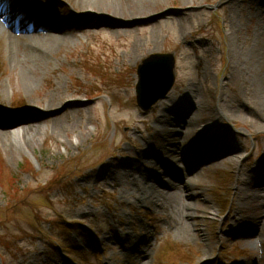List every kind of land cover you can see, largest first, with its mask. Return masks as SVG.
<instances>
[{
  "label": "rangeland",
  "instance_id": "374dc122",
  "mask_svg": "<svg viewBox=\"0 0 264 264\" xmlns=\"http://www.w3.org/2000/svg\"><path fill=\"white\" fill-rule=\"evenodd\" d=\"M45 4L65 29L50 53L14 64L0 35V137L36 136L0 138V264H264V0H135L120 16L153 20L130 29L86 24L78 0ZM156 54L174 56L176 82L145 113L137 70ZM192 119L177 155L193 197L177 185L157 206L144 179L169 180L170 125ZM189 203L191 219L175 209Z\"/></svg>",
  "mask_w": 264,
  "mask_h": 264
},
{
  "label": "bare ground",
  "instance_id": "6f19581e",
  "mask_svg": "<svg viewBox=\"0 0 264 264\" xmlns=\"http://www.w3.org/2000/svg\"><path fill=\"white\" fill-rule=\"evenodd\" d=\"M122 1H124L123 4H122ZM134 1L135 0H78V3L82 6L83 11L85 12L86 16L84 20L86 24L89 23L91 26H96L100 22H106L109 27L130 29L133 26L132 24H135V26L140 25V24L147 25L149 24V22L151 24L153 18L146 17V15H143V14H142L143 19L146 18L144 20L141 18H136L132 15L128 18V20L122 18L123 15L120 16L122 12L125 13V10L129 9V6L135 5L133 4ZM137 1H140V0H137ZM124 4L126 8L124 7ZM89 11H94L95 13H88ZM11 15H12L11 12L7 9L6 14H5L6 19L0 22V35L2 34L1 31L6 33L5 35V41L7 43L6 52L8 56L12 59L11 62H13L14 64H17L14 61L16 56L18 58L20 54H25L27 55V59H28L26 60L28 61L26 62V64H28L27 66L29 67V64H30L29 60L31 59V57H34L36 60H38L39 56H42V54L50 53L51 47L60 44V39L58 35H62L65 32V29L61 27L57 23L56 20L53 19L51 12L49 11V8L42 9L37 14V16L31 17L28 20H25L19 23H17L16 20ZM166 15L171 16V13H166L165 15L162 14L156 18L166 17ZM103 18H106L109 21L107 20L104 21ZM143 25H140V26H143ZM31 32L32 34H30ZM39 32L46 34L45 38H43V41H41L42 39H39L33 35V34H38ZM29 34L33 36H30ZM186 103L189 106V108L187 109H190V107L196 109L198 105V103L196 104L195 102L193 103V102L187 101ZM178 105L182 107L183 109L185 107V105L182 102H178ZM170 112L174 115L177 114L176 108L172 110L170 108ZM25 119L27 120V118H24L23 120ZM23 120H21V122L26 124V122ZM196 120L192 119L188 122H183L179 126H175L173 122L171 123L170 128L177 131V139L175 140L173 146L172 145L169 146L170 150L168 151L169 153L166 157L167 159L172 160L171 163H177L178 166L181 163V161L183 163L182 158H180L181 156L177 154L179 150H181V145L186 139V135L188 134L187 130L190 129L194 125ZM158 123L165 124L166 123L165 116L160 117L158 120ZM4 128H6L7 130H11V131L7 132L8 133L7 135L1 136L0 138H3L7 142L10 141L11 142L10 145L12 146V149L13 148L15 150L22 149V148L28 149V143L35 141L36 136L33 137V135L24 134L23 138H21L22 136L13 132L15 129V125L13 126V124H8L4 126ZM29 131H32L31 127L29 129H26L25 132L28 133ZM26 137H29V139H27ZM232 151H235L233 147H232ZM191 172L192 171L188 169L185 172V176L182 177L180 181L178 178V179L172 180L171 183L166 184L165 188L167 189V191L165 195H162L160 199L157 200V202L160 203L163 196L165 198L170 197V199H172L175 202L176 195L174 193V190H177V188H179L177 185H180V188L182 190L188 192L186 199L189 200L191 197H193V195L191 194L192 184L187 181V176L191 175ZM161 175H162V172L158 171L155 173L153 177H147L146 179H144L145 184L146 185L148 184L145 192H147V190L149 192V189H150L149 196L153 197L156 195L158 189L156 190V186L153 185L154 183L152 182H155V181L159 182ZM177 207L179 209L177 213L182 212L185 215V217H187L188 219L195 217V213L192 211V208H191V203H189L187 206H184V207L175 206L176 210H177ZM234 224L237 226L245 225V223L244 222L241 223V221L240 222L236 221ZM259 227H260L259 223L255 221L252 223V228L247 230L246 232L248 233L249 236H253L255 233H257V229ZM141 241L143 240L141 239ZM143 242H146V240H144ZM135 247L136 245L132 246V250H134ZM145 253L146 252H143V250H141V253H139L140 254L139 257H144Z\"/></svg>",
  "mask_w": 264,
  "mask_h": 264
},
{
  "label": "water",
  "instance_id": "95a60500",
  "mask_svg": "<svg viewBox=\"0 0 264 264\" xmlns=\"http://www.w3.org/2000/svg\"><path fill=\"white\" fill-rule=\"evenodd\" d=\"M137 107L149 112L167 98L175 86V59L172 54L152 55L138 67Z\"/></svg>",
  "mask_w": 264,
  "mask_h": 264
},
{
  "label": "trees",
  "instance_id": "16d2710c",
  "mask_svg": "<svg viewBox=\"0 0 264 264\" xmlns=\"http://www.w3.org/2000/svg\"><path fill=\"white\" fill-rule=\"evenodd\" d=\"M16 181L17 180L15 179V176L9 174L7 171L4 172V182H5L4 185H5V190L6 191L12 192L11 189H15V185H17ZM16 191L18 193H21V192H19L18 188H17ZM65 233H67V232H65Z\"/></svg>",
  "mask_w": 264,
  "mask_h": 264
}]
</instances>
